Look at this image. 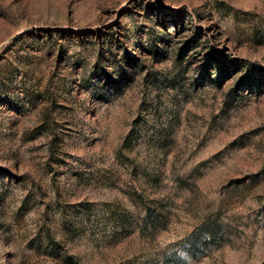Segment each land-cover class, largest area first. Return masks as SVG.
Returning a JSON list of instances; mask_svg holds the SVG:
<instances>
[{"label":"rangeland","instance_id":"obj_1","mask_svg":"<svg viewBox=\"0 0 264 264\" xmlns=\"http://www.w3.org/2000/svg\"><path fill=\"white\" fill-rule=\"evenodd\" d=\"M0 264H264V0H0Z\"/></svg>","mask_w":264,"mask_h":264},{"label":"trees","instance_id":"obj_2","mask_svg":"<svg viewBox=\"0 0 264 264\" xmlns=\"http://www.w3.org/2000/svg\"><path fill=\"white\" fill-rule=\"evenodd\" d=\"M191 235V234H190Z\"/></svg>","mask_w":264,"mask_h":264}]
</instances>
